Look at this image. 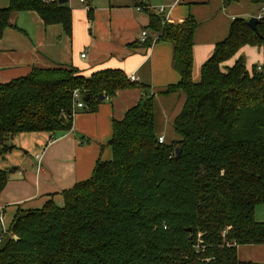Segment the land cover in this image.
Returning <instances> with one entry per match:
<instances>
[{"label":"trees","instance_id":"obj_1","mask_svg":"<svg viewBox=\"0 0 264 264\" xmlns=\"http://www.w3.org/2000/svg\"><path fill=\"white\" fill-rule=\"evenodd\" d=\"M237 1L224 0L226 6ZM249 1L264 9V0ZM19 12H36L45 26L59 25L72 37L69 4L10 0L0 9V39ZM248 22L234 20L196 83L197 21L190 16L171 24L150 12L148 28L173 45L181 77L161 94L186 97L173 124L179 140L172 144L156 137L150 86L131 82L122 70L85 76L75 68H34L0 84L3 156L16 149L9 141L20 134L71 131L75 90L89 98L88 113L97 112L101 95L144 92L121 121H113L110 161H99L91 179L65 192L63 206L49 201L39 210L19 211L8 233L0 230V264H253L239 260L238 248L264 245V222L255 216L264 204V73L256 67L249 72L244 58L225 66L246 46L264 54V19L257 31ZM10 175L0 170V196Z\"/></svg>","mask_w":264,"mask_h":264},{"label":"crops","instance_id":"obj_2","mask_svg":"<svg viewBox=\"0 0 264 264\" xmlns=\"http://www.w3.org/2000/svg\"><path fill=\"white\" fill-rule=\"evenodd\" d=\"M84 1L79 0L87 4L84 7L68 2L73 11L72 37L65 35L59 25L45 26L36 12L13 13L11 26L0 39V84L25 77L34 68H75L85 76L107 69L122 70L128 77L135 76L137 83L150 86L155 96V134L166 144L177 135L173 124L186 97L180 92L161 94L168 86L178 84L181 77L173 67V45L158 41V34L148 28L150 12L158 14V9L166 7L164 16H159L163 20L168 16L171 24L183 23L190 16L197 21L193 47L196 83L215 46L229 36L234 20L250 21L261 13L260 7L249 0L229 6L224 0H96L95 7V0ZM139 3L150 10L139 11ZM9 6L10 0H0V9ZM90 9L92 21L88 19ZM143 31L148 33L147 42L152 41L150 47L141 42ZM256 50L259 57L254 68L264 61L261 48L243 47L233 59H245L241 54ZM143 94L139 88L122 90L113 98L100 100L95 113L77 111L69 132L20 134L9 141V145L24 147L27 152L22 157L15 150L5 156L0 153L3 171L14 169L0 196V211L8 231L19 211L39 210L49 201L63 206L65 192L91 179L99 161L112 159L109 143L113 121H121ZM37 155L42 158L40 171ZM259 206L255 213L264 210L259 211L263 208ZM238 258L241 262L264 264V245L240 246Z\"/></svg>","mask_w":264,"mask_h":264},{"label":"built area","instance_id":"obj_3","mask_svg":"<svg viewBox=\"0 0 264 264\" xmlns=\"http://www.w3.org/2000/svg\"><path fill=\"white\" fill-rule=\"evenodd\" d=\"M81 2L84 3L85 1L81 0ZM138 10L139 11L144 10V7H138ZM165 12H166V7H161L160 9H158V15H160L161 17L164 16ZM263 19H264V9L261 10V13L257 17V20H263ZM164 22L169 23V17L168 16H166L164 18ZM147 40H148V33L146 31H143V33L141 35V42L142 43H146ZM84 57H85V55H82V58H84ZM256 70L259 73H264V61L261 64L256 66ZM129 80L131 82H137L135 76H133V75L129 77ZM84 99H85V97L81 93L80 90H75L73 92L72 102H73V109H74L75 112H77L79 110H84L86 108V102H85ZM159 142L161 144L164 143V139L163 138H159ZM36 159L38 161V170L40 171L41 170V160H42V158H41L40 155H37ZM0 230H1L3 236L8 233V230L5 227L4 215H3V213L1 211H0Z\"/></svg>","mask_w":264,"mask_h":264},{"label":"rangeland","instance_id":"obj_4","mask_svg":"<svg viewBox=\"0 0 264 264\" xmlns=\"http://www.w3.org/2000/svg\"><path fill=\"white\" fill-rule=\"evenodd\" d=\"M107 1V0H106ZM96 0L94 1V3H92V5L95 7V5H96ZM72 4H75V6H82V7H84V6H86L87 4H81L80 2H79V0H72ZM140 4H142V3H139V5ZM241 55H243L244 57H245V59H246V64H247V69H248V71L249 72H253V66L254 65H256L257 63H258V57H259V54H258V51L256 50L254 53H251L250 51H246V54H241ZM235 60L236 59H233L232 61H230V65L228 64L227 66H231L232 67V65H234L235 64ZM199 81H200V79H199ZM173 131H174V134H175V130L173 129ZM31 133H25V134H23V135H30ZM23 135H21V136H23ZM176 135V134H175ZM20 136V137H21ZM17 137V136H16ZM16 137H15V139H16ZM177 140H179V136L178 135H176V137H175V139L173 140V141H171V142H169L168 144H172L173 142H175V141H177ZM17 143H19L20 142V140L18 139L17 141H16ZM15 151H18V153H20L21 154V157L22 156H24L25 154H26V152H27V149H24V147L22 148L21 147V149L20 148H18V147H16V149H15ZM24 158V157H23ZM8 164H10V162H8ZM3 166H4V164H3V162L0 160V170H3ZM4 168H6V167H4ZM5 170V169H4ZM9 170H11V174H12V172H14V169H12V168H9ZM259 207H263V208H259V211H260V209H264V204L263 205H261V206H259ZM255 216H256V219H257V221H260V222H264V210H262L261 211V213H255ZM199 238H201V235H199L198 236ZM14 239L16 240L17 239V237L16 236H14ZM199 242H201L200 240H199Z\"/></svg>","mask_w":264,"mask_h":264},{"label":"water","instance_id":"obj_5","mask_svg":"<svg viewBox=\"0 0 264 264\" xmlns=\"http://www.w3.org/2000/svg\"><path fill=\"white\" fill-rule=\"evenodd\" d=\"M60 5H65V4H68L69 0H56ZM248 25L254 30V31H257V25H258V20L257 19H251L249 22H248ZM105 99V97L103 95L100 96V100L103 101ZM85 102H88L89 101V98L86 97L85 99ZM182 153V149L181 148H177L175 150V155L178 157L180 156V154Z\"/></svg>","mask_w":264,"mask_h":264}]
</instances>
